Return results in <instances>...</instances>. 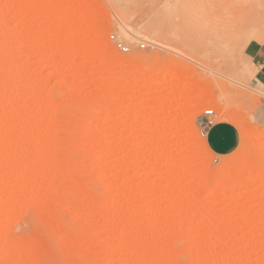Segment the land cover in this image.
I'll return each mask as SVG.
<instances>
[{"label": "rangeland", "instance_id": "1", "mask_svg": "<svg viewBox=\"0 0 264 264\" xmlns=\"http://www.w3.org/2000/svg\"><path fill=\"white\" fill-rule=\"evenodd\" d=\"M249 42L264 0H0V264H264Z\"/></svg>", "mask_w": 264, "mask_h": 264}, {"label": "crops", "instance_id": "2", "mask_svg": "<svg viewBox=\"0 0 264 264\" xmlns=\"http://www.w3.org/2000/svg\"><path fill=\"white\" fill-rule=\"evenodd\" d=\"M243 55L249 63L250 85L264 91V46L258 42H249ZM204 139L214 156L223 157L236 150L240 134L234 124L217 122L205 131Z\"/></svg>", "mask_w": 264, "mask_h": 264}, {"label": "built area", "instance_id": "3", "mask_svg": "<svg viewBox=\"0 0 264 264\" xmlns=\"http://www.w3.org/2000/svg\"><path fill=\"white\" fill-rule=\"evenodd\" d=\"M140 47H144V44H141ZM117 48L121 51V52H128V48L124 47L122 44H117ZM214 117V112L212 110H206L204 112V122L202 123V127H203V131L201 132V136L204 137L205 135V131L210 128L211 126H213V121L211 120Z\"/></svg>", "mask_w": 264, "mask_h": 264}, {"label": "bare ground", "instance_id": "4", "mask_svg": "<svg viewBox=\"0 0 264 264\" xmlns=\"http://www.w3.org/2000/svg\"><path fill=\"white\" fill-rule=\"evenodd\" d=\"M245 6V5H244ZM260 40V39H259ZM264 43V42H263ZM194 59V58H193ZM240 77V76H239ZM177 85H179V82L178 81H173V87H177ZM194 88V87H193ZM207 92V91H206ZM205 93V92H204ZM205 95H206V98L208 97V95H207V93H205ZM208 99V98H207ZM210 99V98H209ZM182 102V99H180L179 100V103H181ZM257 135H260V133H257ZM248 151V150H247ZM245 156V155H244ZM245 157H247V155L245 156ZM238 162L240 163V164H242V165H244V163H245V159H244V157H243V152H241L240 154H239V156H238ZM220 177H221V175L220 176H218L215 180H214V182H213V185H214V189L215 190H217L220 186H221V183H220ZM35 258H36V255H35ZM36 264H37V262H36Z\"/></svg>", "mask_w": 264, "mask_h": 264}]
</instances>
